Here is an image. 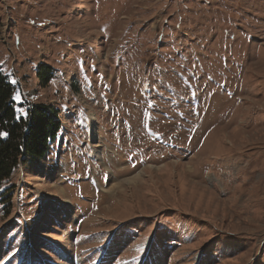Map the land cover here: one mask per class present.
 Listing matches in <instances>:
<instances>
[{
  "label": "rangeland",
  "instance_id": "1",
  "mask_svg": "<svg viewBox=\"0 0 264 264\" xmlns=\"http://www.w3.org/2000/svg\"><path fill=\"white\" fill-rule=\"evenodd\" d=\"M0 70L62 123L0 264H264V0H0Z\"/></svg>",
  "mask_w": 264,
  "mask_h": 264
},
{
  "label": "trees",
  "instance_id": "2",
  "mask_svg": "<svg viewBox=\"0 0 264 264\" xmlns=\"http://www.w3.org/2000/svg\"><path fill=\"white\" fill-rule=\"evenodd\" d=\"M38 76L45 86L54 77L44 64ZM11 81L9 74L0 70V133H7L6 137L0 135V186L20 165L46 156L62 130L57 108L15 100L17 87ZM2 197L11 202L9 196Z\"/></svg>",
  "mask_w": 264,
  "mask_h": 264
},
{
  "label": "snow or ice",
  "instance_id": "3",
  "mask_svg": "<svg viewBox=\"0 0 264 264\" xmlns=\"http://www.w3.org/2000/svg\"><path fill=\"white\" fill-rule=\"evenodd\" d=\"M11 82H12V83H16V81H14V80L11 81ZM14 99L17 100V101H19L21 98H20V96L17 94V95L14 97ZM20 111L23 112V109H20ZM25 116H26V113H25ZM0 135L6 137V136H7V133H6V132H4V133H0Z\"/></svg>",
  "mask_w": 264,
  "mask_h": 264
}]
</instances>
